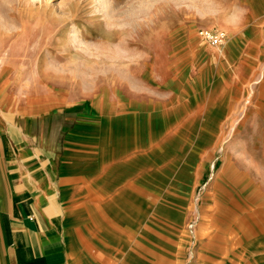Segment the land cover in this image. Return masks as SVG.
<instances>
[{"label": "crops", "instance_id": "crops-1", "mask_svg": "<svg viewBox=\"0 0 264 264\" xmlns=\"http://www.w3.org/2000/svg\"><path fill=\"white\" fill-rule=\"evenodd\" d=\"M237 9L230 56L207 48L226 69L217 83L193 78L201 101L180 87L189 108L73 113L0 77V264H264V145L231 139L263 70L264 0ZM174 114L165 159L175 133L153 138L150 122Z\"/></svg>", "mask_w": 264, "mask_h": 264}, {"label": "rangeland", "instance_id": "rangeland-1", "mask_svg": "<svg viewBox=\"0 0 264 264\" xmlns=\"http://www.w3.org/2000/svg\"><path fill=\"white\" fill-rule=\"evenodd\" d=\"M238 1L109 0L105 11L98 0H0V77L7 92L22 97L56 92L76 103L73 113L86 108L102 116L124 114L142 104L172 108L182 102L181 86L195 88L193 78L214 85L212 77L226 70L207 52L212 48L221 58L217 49L223 45L203 40L200 32H227ZM236 37L237 48L241 39ZM26 75L31 77L25 81ZM204 87L191 89L198 101L205 99ZM251 88L250 102L241 105L242 115L232 126L240 136L231 139L264 145V53L262 74ZM191 104L190 99L182 102L185 108ZM157 116L150 122L152 137L163 131L176 136L163 153L166 159L180 140L179 115L167 121Z\"/></svg>", "mask_w": 264, "mask_h": 264}, {"label": "built area", "instance_id": "built-area-1", "mask_svg": "<svg viewBox=\"0 0 264 264\" xmlns=\"http://www.w3.org/2000/svg\"><path fill=\"white\" fill-rule=\"evenodd\" d=\"M200 35L203 40L211 43L212 45L222 46L227 41V32L220 29L211 28L208 30H202Z\"/></svg>", "mask_w": 264, "mask_h": 264}, {"label": "bare ground", "instance_id": "bare-ground-1", "mask_svg": "<svg viewBox=\"0 0 264 264\" xmlns=\"http://www.w3.org/2000/svg\"><path fill=\"white\" fill-rule=\"evenodd\" d=\"M39 1H41V0H39ZM108 1L109 0H98V3L100 4V6H101V8L103 9V10H107V6H108ZM38 4V3H37ZM33 5V4H32ZM42 7V6H41ZM57 18H59V17H57ZM40 27H42L43 29H44V26H40ZM50 28V27H49ZM42 30V29H41ZM45 30H48V29H45ZM228 46V45H227ZM225 47H222V49L220 50V49H218V50H220V51H226V50H228V49H224ZM183 72V71H182ZM20 77V76H19ZM30 77H31V75H26L23 79L26 81V80H28V79H30ZM110 102V101H109ZM109 105H110V103H109ZM95 110H96V108H95ZM154 111V110H153ZM114 112V111H113ZM95 113V112H94ZM111 114H112V111H111ZM167 116V115H166ZM143 120V119H142ZM144 123V122H143ZM169 124V123H168ZM173 128V127H172ZM119 132V131H118ZM144 132V131H143ZM110 134V133H109ZM152 134V133H151ZM118 139V138H117ZM144 139H145V137H144Z\"/></svg>", "mask_w": 264, "mask_h": 264}]
</instances>
